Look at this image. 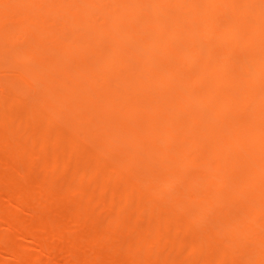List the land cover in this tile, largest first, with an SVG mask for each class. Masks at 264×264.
I'll return each mask as SVG.
<instances>
[{"label": "bare ground", "instance_id": "6f19581e", "mask_svg": "<svg viewBox=\"0 0 264 264\" xmlns=\"http://www.w3.org/2000/svg\"><path fill=\"white\" fill-rule=\"evenodd\" d=\"M254 4L0 0V264H238L240 169L264 179Z\"/></svg>", "mask_w": 264, "mask_h": 264}, {"label": "rangeland", "instance_id": "374dc122", "mask_svg": "<svg viewBox=\"0 0 264 264\" xmlns=\"http://www.w3.org/2000/svg\"><path fill=\"white\" fill-rule=\"evenodd\" d=\"M263 1L264 0H255L254 6H256L257 3H258L257 5L262 4ZM262 14L264 15L263 12ZM225 26L224 27L221 26V29L225 30ZM216 59H218V57H216ZM229 59L231 61H237V62L244 61V62H249L251 64H258L260 62L257 57H252L247 54H242L241 56H237V57L229 58ZM244 168H245V165L241 167L240 176H239V183H240V186L242 187L241 193H240V203H239L238 208L234 212H232V214H229V216L232 218L230 219V221H233V218L235 217L238 223V238H239L238 264H253L252 258L249 256V252H250L252 245L250 242L246 240V235H245V231H247L251 223V219L248 217V211L250 208L260 207L264 209V195H262L260 198H254V199L245 201V199H243L244 191H245L244 187L245 186H257V185L264 186V179L263 180L256 179L254 176L247 174ZM226 193L228 194V192ZM226 221H229V220H226ZM230 221L226 222V224H229Z\"/></svg>", "mask_w": 264, "mask_h": 264}]
</instances>
